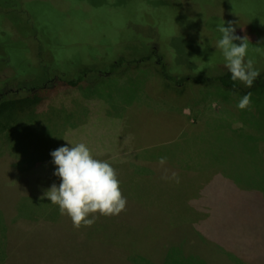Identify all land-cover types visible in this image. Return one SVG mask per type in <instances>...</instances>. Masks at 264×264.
I'll return each instance as SVG.
<instances>
[{
    "label": "rangeland",
    "instance_id": "1",
    "mask_svg": "<svg viewBox=\"0 0 264 264\" xmlns=\"http://www.w3.org/2000/svg\"><path fill=\"white\" fill-rule=\"evenodd\" d=\"M14 6L42 29L50 46L25 39L56 71L99 67L118 55L155 56L111 74L90 72L77 86L51 81L22 90L15 96L27 101L0 106V263L264 264V89L241 110L242 97L219 82L170 83L156 64H182L175 73L180 80L201 64L224 63L214 46L224 21L249 38L255 59L264 47V0H21ZM23 55L14 88L23 76L34 85L45 74L32 68L34 53ZM13 75L0 70V89ZM66 139L110 162L126 210L97 214L91 227L75 229L58 205L41 200L61 182L51 152L71 147Z\"/></svg>",
    "mask_w": 264,
    "mask_h": 264
},
{
    "label": "clouds",
    "instance_id": "2",
    "mask_svg": "<svg viewBox=\"0 0 264 264\" xmlns=\"http://www.w3.org/2000/svg\"><path fill=\"white\" fill-rule=\"evenodd\" d=\"M228 25L226 27L224 21L217 26L222 35L214 46L222 53L223 65L231 73V81L241 82L250 88L260 77V71L255 67V60L248 55L249 38L236 34L234 22H228ZM200 43L204 47L202 41ZM256 50L259 51V47ZM250 105L249 93L239 100L237 107L244 110ZM69 143L71 147L65 145L51 152L57 166L54 174L61 182L58 186L52 184L41 200L47 197L52 204L58 205L60 214L68 216L75 229L91 227L97 214L110 217L126 210L127 198L122 194L117 172L110 162L97 159L83 142ZM160 162L163 164L165 158Z\"/></svg>",
    "mask_w": 264,
    "mask_h": 264
},
{
    "label": "trees",
    "instance_id": "3",
    "mask_svg": "<svg viewBox=\"0 0 264 264\" xmlns=\"http://www.w3.org/2000/svg\"><path fill=\"white\" fill-rule=\"evenodd\" d=\"M20 1L21 0H0V41H1L0 51L1 53L10 52L14 62L18 67L21 66L23 61H26L23 52L25 54L34 53L37 56V60L36 62H34L33 58L31 59L34 62L32 68L41 69L42 71L45 72L44 76L41 77L42 83H35L34 85H30V87L33 88L35 87V88L34 89L27 88L24 89L23 91L26 92H32V90L37 91L38 89H41L45 85L50 83L51 81H55L56 83H60L68 86H77L84 79H86V75L90 72L111 74L120 71L129 64H136L138 62L146 61L149 58H154L155 56L153 52H149L148 54L142 55L141 57L139 56L140 58L137 57V58H129V59L126 58L128 56L118 55L117 57H114L112 60H110V62L106 61L104 63H101L100 64L101 66L99 67L97 65L94 66L95 64L94 65L91 64L90 66L81 67V68L79 67V69L74 68L73 72L71 71L67 73L63 71L60 72L56 71L57 69L55 66L52 65L48 66V63L45 60L44 55L40 53L41 48L34 49L33 40L31 39V37L29 42L26 40L27 39L26 35H31L40 45L45 43L48 46H50V43H48L43 38L44 33L42 29L38 28V26L35 23H33L32 18L26 15L27 11L22 8L14 6ZM255 23H257V21ZM251 25L252 27H254L253 23ZM9 27H14L15 31L19 32L20 37L14 38L13 34L15 31L11 34L9 32ZM257 27L258 26L256 25V28ZM26 41L29 43V45L27 43L28 48L26 45ZM28 49L32 50V52H29ZM259 49H260L259 51H256V55L258 56L254 60H255V67L260 71V77L257 78L253 86L250 88L245 86L241 82L231 81L230 79L231 73L228 72L226 67L221 62L201 64L200 69L203 68L202 70L200 69H197L196 71L192 70L191 74L182 77L180 80H178V77L176 76L175 73L180 72V69H182L181 68L182 64H179L174 61L175 64L174 66L172 61L170 63H165V61L163 60H156V64L159 67L158 69L160 74L170 83L172 82L175 83L178 81L182 84L185 80L189 78L193 79L194 81L204 82V83L219 82L224 88L236 93L240 97H243L244 95L250 93L251 95L254 96V98H256L259 96V94H261L262 90L264 89L262 85V83H264V57H262L264 55V47H260ZM212 66L213 68H216V70H210ZM207 71L210 72L207 73ZM194 73L195 74L198 73V75H195ZM258 89L260 90V92L258 91ZM255 92L257 93V95ZM15 95L16 93H13L9 95L10 97L0 100V106L6 108V105L9 103L25 102L28 100L27 96L16 97ZM257 134L259 135V133ZM262 138L264 139V137ZM0 257H2L1 253H0Z\"/></svg>",
    "mask_w": 264,
    "mask_h": 264
},
{
    "label": "flooded vegetation",
    "instance_id": "4",
    "mask_svg": "<svg viewBox=\"0 0 264 264\" xmlns=\"http://www.w3.org/2000/svg\"><path fill=\"white\" fill-rule=\"evenodd\" d=\"M19 34V32L17 31ZM20 35V34H19ZM20 37V36H18ZM16 63L14 62L10 52L8 53H1L0 51V70L5 69V68H10L13 70L14 75L10 78L7 79V81L2 84V87L0 89V100L6 99L7 97H10L9 95L12 93H20L22 90L31 88L34 89L33 87H30L29 85V80L27 77L23 76V79L20 80L18 83V86L14 88V83L17 82L16 80V74H15V68H16ZM18 75V74H17ZM15 76V77H14ZM13 80V83L11 82ZM1 82V81H0ZM13 84L14 86H11ZM46 84V83H45Z\"/></svg>",
    "mask_w": 264,
    "mask_h": 264
}]
</instances>
